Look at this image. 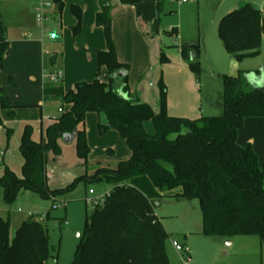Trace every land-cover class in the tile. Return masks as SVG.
Returning a JSON list of instances; mask_svg holds the SVG:
<instances>
[{"label":"trees","instance_id":"obj_1","mask_svg":"<svg viewBox=\"0 0 264 264\" xmlns=\"http://www.w3.org/2000/svg\"><path fill=\"white\" fill-rule=\"evenodd\" d=\"M135 1L122 0L125 4ZM53 2L55 12L60 13L63 0ZM1 8L2 0L0 68L10 47ZM74 12L79 19L75 33H79L81 10L75 7ZM112 12V0L100 2L95 22L104 29L107 49L96 52L98 69L93 81L77 83L69 91L51 80L44 84L45 98L64 100L61 115L53 119L39 142L32 139V128H25L20 143L21 177L6 167L0 178L4 203L11 207L21 193L51 202L72 193L81 182L110 186L103 201L93 200V210L86 218L85 240L72 264H171L166 248L169 234L155 205L167 199L197 201L202 216L200 234L205 237L256 238L264 247V161L251 143L244 147L238 144L245 119L264 118V87L253 84L247 72L222 75L221 117L170 116L162 79L158 107L145 104L138 93L130 91V66L118 59L112 38ZM217 32L234 60L256 58L263 48V13L247 4L223 17ZM179 48L199 79L200 45L183 44ZM168 62L162 54L161 63ZM103 70L108 72V82L102 80ZM16 108L6 96H0V109L14 116ZM89 113L104 118L105 123L99 124L101 134L109 129L119 132L131 156L116 169L99 168L63 188L51 189L47 158L50 152L60 155L57 142L64 135H74L78 158L88 170L91 148L85 121ZM149 124L153 133L147 131ZM11 136L8 130L9 140ZM51 255L43 221L23 223L13 236L10 221L0 216V264H48Z\"/></svg>","mask_w":264,"mask_h":264},{"label":"rangeland","instance_id":"obj_2","mask_svg":"<svg viewBox=\"0 0 264 264\" xmlns=\"http://www.w3.org/2000/svg\"><path fill=\"white\" fill-rule=\"evenodd\" d=\"M101 1L63 0L60 13L55 12L53 2L44 24H40L37 13L41 0H2L1 11L9 27L17 29L18 33L21 29L28 30V40L40 43L38 56L30 61L31 69L38 74L39 80L46 82L55 77L68 89L74 88L76 82L92 80L96 71V56L90 50L99 49L100 45L107 49L104 29L94 28ZM233 2L188 0L187 4L180 5L172 4L171 0H136L132 4L113 0L116 10L114 8L112 14V38L123 40L125 46L129 44L124 53L126 60L130 61L126 62L130 66V91L133 93L138 90L144 95L145 104L157 107L162 79L167 88L168 114L196 119L200 110H203L205 116L221 117V76L237 75L244 71L256 72L264 64L259 56L236 61L223 49L218 37V25L226 15V6ZM75 7L81 10L79 33H75L79 22ZM128 36L129 41H125L123 38ZM176 43L200 45L202 72L199 79L191 78L190 69L177 68L182 57ZM162 54L169 58L168 63H161ZM17 66L14 67L16 70L28 67ZM14 78L12 74H5L3 66L0 68V96H6L15 104L18 103L17 97L24 100L29 95L34 103H42L43 106L18 108L11 118L16 122L18 119L24 130L26 127L39 129L41 126L46 129L54 118L61 115L60 106L64 100L44 98L41 84L32 85L21 75L18 80ZM102 80H108L106 70L102 72ZM37 98L41 100L37 102ZM0 115L10 116L7 110L2 109ZM85 130L91 148L89 164L98 162L101 167L116 169L118 163L130 157L131 152L117 130L109 129L104 134L100 133L96 113L87 115ZM147 131H153L152 125H147ZM57 143L60 155L50 152V162L55 163L57 160L67 168L78 169L82 161L78 158L75 141L67 145L59 139ZM248 143L252 144L257 156L264 161V118L245 119L238 134V144L244 147ZM110 150L113 152L109 153ZM91 168L89 166L88 175L94 173ZM90 189L95 192L94 195L88 194ZM108 191V185L86 186L81 182L72 193L63 199L58 198L62 208L53 210L52 200L47 202L32 193H21L16 202L8 207L4 203L3 189L0 188V216L10 221L13 236L23 223L36 220L26 213H20L19 209L47 216L43 226L51 244L52 255L48 264H72L79 246L85 240L86 218L93 210L92 199L103 201ZM86 195L88 202L85 201ZM156 211L169 234L166 248L171 264H264V247L256 238L237 237L228 240H233V244L227 245L225 239L201 235L202 216L197 201L167 199ZM48 216L50 219L47 220ZM174 241L188 245L190 257L178 253Z\"/></svg>","mask_w":264,"mask_h":264},{"label":"crops","instance_id":"obj_3","mask_svg":"<svg viewBox=\"0 0 264 264\" xmlns=\"http://www.w3.org/2000/svg\"><path fill=\"white\" fill-rule=\"evenodd\" d=\"M230 1H232V0H230ZM233 1H234L233 3L228 4L226 6V13H225L226 15L240 9L241 7H243L247 4H250V5H253L255 8L259 9L260 11H262L263 19H264V0H233ZM223 3H226V0H223ZM182 5H184V4H182ZM112 6H113V10H114V8L116 10V6H114L113 0H112ZM1 10H2V8H1ZM99 11H100V9H99ZM114 11L112 12V14L114 13ZM97 13H96V15H97ZM2 15H3V13H2ZM3 19H4V22L7 26V28H8V39L10 42L9 50H8L6 57L4 59V62H3V69H4L5 74L6 75H7V73L12 74L13 77H15L14 79H17V80L20 77V75L23 77H26L27 80L29 81V83H31L32 85L40 86V84H41V88H42V92H43L44 84L46 82L39 80L38 74L36 72H34V70H32L31 66H30L31 59L38 56V54H39L40 43L37 42L36 40H34V41L30 40V39L28 40V37H30V32H28V30L26 31V30L21 29L20 33H18L17 29H15L13 27H9L7 25L4 15H3ZM95 19H96V16H95ZM113 22H114V17H113ZM112 25H113V23H112ZM94 28H97L96 22L94 24ZM20 35H22V38H20ZM113 39H114L113 41H114V45H115V49H116L119 61L127 64L126 62H130V61L126 60V58H125L126 55H125L124 51H125V47L129 46V44L127 43V45L125 46L122 43L123 40L118 41L116 39V37H114ZM123 39L125 41H129V36H128V38L124 37ZM181 45H183V44L176 43L177 47L178 46L180 47ZM179 47H178V49L180 51ZM98 48L99 49H92V50H90V52H94L95 56H96L97 51H105L106 50L103 45H100ZM173 56H175V55H173ZM40 57H41V55H40ZM259 57H261V59H262L261 62H264V35H263V48H262V52L259 55ZM178 62H179V64H178L177 68H179L180 70H183L185 68L189 70L187 63L183 60V58H182V60H180ZM16 65H18L17 67H19V68L23 67V66L25 67L26 65L28 67L23 68V69L20 68L19 70H16V68H14ZM167 66H168V64L165 65L164 67L166 68ZM97 69L98 68H97V57H96V71L93 74L92 80L91 81H80V82H92L95 74L97 73ZM244 72H247L249 75L251 74L248 78L253 84H255L258 87H264V64L262 65L261 69L257 70L256 72H251V71H244ZM190 76H191V78L192 77L195 78L193 73H190ZM108 80H109V75H108ZM108 80H103V81L108 82ZM80 82H76L74 85H76L77 83H80ZM61 85L63 86L65 91H69V90L73 89L72 87L67 89L63 83H61ZM133 93H138L141 100L143 101L144 95L142 93L140 94L138 92V90L134 91ZM43 97H44V94H43ZM16 99H18L19 104L16 102H15V104H18V105L12 104L10 102L13 106L17 107L16 109L33 107V106H38V107L43 106L42 103H34L35 101L32 100V97L29 95H26L24 100H22V99L20 100L19 97H17ZM39 100H41V99L37 98V102ZM63 104H64V102H63ZM63 104L60 107H62ZM157 107H155V108H157ZM16 109H15V111H16ZM64 109H67V106H65ZM169 111H171L170 106H169ZM169 114H170V116H175V113H169ZM201 115H204L203 110H200L196 119L199 118ZM1 117L3 120V126L0 128V178L3 177L6 167L11 169L17 176L21 177V172H22V167H23V158H22L21 153H20V143H21L22 134L24 132L23 125L18 122V119H17V122L14 121V119H12L11 116L6 117V116L2 115ZM98 120H99V124H100L101 118L98 117ZM31 128H32V131L34 132L32 139L35 142H39L41 140V138L44 136L45 130L47 128L44 129V127H42V126L39 129L37 127H31ZM8 130L12 131V136H11L10 140L8 139ZM150 133H153V131H150ZM61 142H63L64 144H67V145L72 143V142L71 143L64 142L63 138H61ZM130 156H131V153H130ZM53 160L55 161V159H53ZM121 162H123V161H121ZM89 166H92L91 169L94 170V173L99 168H105V167H101L100 163H98V162L90 163ZM89 166H88V170H87L81 164V166L78 167V169L73 170V169L67 168L66 166H63L57 160L55 161V163L54 162L51 163L50 158L48 157L47 158V179H48L49 187L51 189H57V188H63L65 186L69 185L77 177H80V176L87 174V172L89 171ZM94 173H92V174H94ZM90 190H92V189H90ZM88 194L90 195V193H88ZM94 194H95V192H94ZM86 198H88L87 195L85 196V199ZM62 199H63V197H62ZM163 203H164V201H162L161 203L159 202V206H157V208H160ZM26 212H28V211L22 210V212H20V213H26ZM57 224H60V222H57ZM225 241L227 242L228 240H225ZM231 241L232 242H227V245H232L233 240H231ZM183 245H186V244H183Z\"/></svg>","mask_w":264,"mask_h":264},{"label":"built area","instance_id":"obj_4","mask_svg":"<svg viewBox=\"0 0 264 264\" xmlns=\"http://www.w3.org/2000/svg\"><path fill=\"white\" fill-rule=\"evenodd\" d=\"M171 3L172 4H187L188 0H171ZM52 7H53V1L52 0H41V5L37 9L38 19H39L40 24H44L45 22H47V20H48V12H49V10ZM51 39H53V36H51ZM50 80L53 83H59L55 77H52ZM61 112H62V109H60V113ZM89 193H90V195H94V191L93 190H90ZM105 197H106V195H105ZM93 200L95 202H100L98 199H92V203H93ZM52 203H53L52 204L53 210H58V209L62 208V202L61 201H58L57 199L52 198ZM19 212H22V210L20 209ZM26 213H27V215L29 217L35 218L38 221H43L47 217V216L42 215V214L41 215L40 214H35V213L31 212V211H28ZM64 223L66 225L68 224L66 221ZM173 245H174V247H175V249H176V251L178 253L185 254V255L190 257V255H189L190 254L189 246L180 244L177 241H174Z\"/></svg>","mask_w":264,"mask_h":264},{"label":"water","instance_id":"obj_5","mask_svg":"<svg viewBox=\"0 0 264 264\" xmlns=\"http://www.w3.org/2000/svg\"><path fill=\"white\" fill-rule=\"evenodd\" d=\"M101 122L104 124L105 123V120L104 118L101 117ZM63 141L66 142V143H71L73 140H74V135H64L63 137ZM81 177V176H80ZM79 178V177H77ZM156 207L159 206V202H156L155 203Z\"/></svg>","mask_w":264,"mask_h":264}]
</instances>
